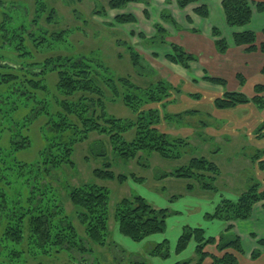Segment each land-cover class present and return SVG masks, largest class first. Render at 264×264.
<instances>
[{
    "label": "trees",
    "instance_id": "1",
    "mask_svg": "<svg viewBox=\"0 0 264 264\" xmlns=\"http://www.w3.org/2000/svg\"><path fill=\"white\" fill-rule=\"evenodd\" d=\"M141 1L109 0L107 6L95 14L106 16L108 9H122L131 2ZM198 1L177 0V4L184 9ZM145 3L149 2L145 0ZM222 6L231 27L247 26L252 21L255 7L264 12L263 0H222ZM35 9L36 14L28 26L14 27L13 36L5 37L0 43V264H57L63 256L67 259L64 264H98L103 257L106 259V250H95L91 243L104 248L111 244V190L96 181L72 186L70 176L66 189L75 207L73 217L59 198L62 190L66 192L59 183L63 181L64 173L70 172L66 168L63 172L60 169L76 167L75 148L89 140L92 133L106 135L112 151L127 161L137 159L140 163L145 153L180 159L191 142L188 137L170 133V126L184 125L187 117L196 115L199 110L169 111V104L175 103L182 93L180 87L160 77L142 87L131 77L112 75L108 66L97 57L58 54L37 59L28 42L35 48L49 45L50 40L44 35L49 31L41 20L49 11L46 21L49 24L57 12L54 8L49 9L45 0H35ZM195 12L201 17L209 16L206 4L197 6ZM145 14L148 16L147 10ZM114 20L117 24H127L135 22L136 18L127 13L115 16ZM155 29L156 34L146 41L165 48L164 56L169 62L190 69V64L198 61L196 54L170 41L163 26L156 24ZM68 32V29H62L51 35L65 41ZM213 33L219 37L215 41L217 50L226 52L229 48L227 40L220 38L217 28ZM140 37L144 38L143 34ZM234 42L247 51L264 53V41L258 43V35L252 30L234 33ZM8 45L10 49L6 50ZM127 49L138 75H142L145 68L142 54L133 45H127ZM261 72L264 76V66ZM238 78L243 85L244 77L238 75ZM204 79L224 88L227 86V80L222 77L206 76ZM191 96L200 99L202 95ZM118 100L135 113V118L109 115L107 103ZM248 103H253L259 110L264 109V83L255 85L252 97L242 91L225 89L214 100V106L221 110ZM40 121L43 144L35 159L22 160L20 154L33 147L32 132L34 134ZM207 125L208 122L203 121L197 126L199 137L205 138L203 131ZM133 130L134 136L127 140L125 134ZM255 134L257 138L264 137V122ZM249 158L261 178L252 175L247 189L234 199H224L214 213L205 215L206 218L227 223L248 220L255 205L264 202V148L256 149ZM93 176L95 180L118 179L121 183L129 178L143 180L134 173L117 175L111 162L95 168ZM165 176L193 181L187 183L188 190L200 188L216 192L215 183L221 176V169L209 158L198 156ZM168 214V208H155L140 195L124 197L114 207L119 233L134 241L165 232ZM76 221L83 227L84 235L79 233ZM232 230L233 225L229 224L222 234L214 237L207 236L203 228L186 227L175 251L182 252L194 241L196 264H203L208 257L212 258L213 264H239L245 252L241 237ZM252 237L257 236L252 233ZM258 243L264 245V239H258ZM211 245L216 246L218 254L208 252L207 247ZM94 250L97 262H93ZM170 253L167 239L150 246L148 251L149 256L164 259L169 258ZM261 254L260 249H255L251 257L257 259ZM142 263L147 264L146 261ZM191 263L179 261L175 264Z\"/></svg>",
    "mask_w": 264,
    "mask_h": 264
},
{
    "label": "rangeland",
    "instance_id": "2",
    "mask_svg": "<svg viewBox=\"0 0 264 264\" xmlns=\"http://www.w3.org/2000/svg\"><path fill=\"white\" fill-rule=\"evenodd\" d=\"M45 2L48 8H54L57 14L53 21L48 24L46 21L49 11H46L41 20V24L49 31L44 34L50 40L49 45L35 48L28 42L29 48L33 51L37 59H43L47 56H56L58 54L73 56L88 55L101 59L108 66L112 75L116 77H131L134 83L142 87H146L158 79V72H155L156 70L150 66L148 60L151 61L153 60L152 57H158L159 60L164 61L165 56L163 52L160 51L162 53L161 55L160 52L159 54L153 52V54H149L147 51L145 55H142L145 68L142 70L143 72H141L142 75H138L127 49V45H132V41L138 42L139 38L132 36L130 33L127 34V31H123L121 26H119L122 24H117L114 21V17H111L110 20H113L115 23H110L108 20H104L103 17L105 16L95 14L97 10H101L104 6H107L109 0H45ZM35 14V0H0V26H4L0 29V43L5 37L13 36L12 30L14 27L20 24H26L28 26ZM62 29L69 30L65 41H60L51 35L53 32ZM40 31L41 30H38L37 32ZM136 44H140V41ZM149 44L152 46V42ZM9 49L10 45L7 46L6 50ZM163 49L165 48H161V50ZM7 54L10 56V52ZM206 98L197 102V104H195L196 106L192 108L199 110V113L192 115L195 118L190 116V121L194 125H200L203 121L209 122L213 127L217 128V123H220L221 125L219 126L223 127L222 124L228 120L223 119V117H219V119L209 118L208 112L211 110L212 104ZM107 111L109 115L117 118H135V113L121 100L108 102ZM186 121L187 120H185V122ZM36 123L34 125H36ZM41 123L40 121L35 126L34 134L32 132L34 140L32 149L20 154L22 160L31 161L37 157L38 150L43 144L39 129ZM203 133L207 140H193L191 146L186 149V152L180 159L163 158L158 153H145L140 159V163L137 159L127 161L112 151V146L106 135H100L98 133H92L89 140L76 146L73 155L76 167L74 169H69L68 166H64L60 169V171L63 172L66 168L67 172H70L69 174L64 173V179L59 183V186L65 187L66 190V192L62 190V194H59V198L67 213L73 217L75 216V207L66 189L70 176L73 178L70 180L72 186L96 181L106 185L111 190V244L104 248L91 243L95 250H97V248H100L99 251L106 250V259L103 257L98 264H143L142 261H146L147 264H167L157 257H149L148 251L151 245L145 242L147 239L143 241H134L119 233L115 227L114 207L116 202L124 197H131L134 195L144 197L145 200L155 208L160 209L168 207L169 209L165 232L154 234V237H150L154 239H149L148 242L153 244V241H161L167 238L171 249L168 259V262H170L169 264H175L179 261H191V264H196L198 257L196 251H193L192 246L195 244L194 241H191L185 250L176 253L175 247L179 237L186 227L203 228L207 236H214L213 224L214 222H218L216 220L220 221V219H210L208 217L199 219V214L196 213L193 215H186L183 210H181V206H195L192 202L194 199L203 211L212 214L216 206L224 199H234V196L239 195L242 191L247 189L251 183L250 177L255 173L252 162L248 159V155L252 154L253 148L249 146L247 136L244 132H241L238 136L232 135L229 131L215 136L207 134L205 136V131H203ZM133 136L134 130L125 134L127 140L132 139ZM215 150L220 154L213 159H216L222 171L220 178L215 183L218 191L214 192L196 188L192 193V197L186 201V199L182 198L184 196L183 191L186 189V184L190 181L188 182L185 179L176 177L166 179L165 174L175 170L177 167L187 164L192 157L205 154L208 157L211 154L210 151L214 152ZM108 162H111L112 170L117 175H130L134 173L142 177L143 180L136 181L129 178L123 183L118 179L95 180L93 170L97 167H103ZM190 183H193V181ZM200 198L204 199L201 204ZM167 199L169 202L166 201ZM75 224L78 226L79 233L84 235L83 227L77 221ZM181 224H188V226L183 228V230L180 229L179 233L176 227L179 230ZM241 226L240 229L244 235L245 230H243V228L246 227L243 224ZM161 234L166 235L164 239L162 238L159 240ZM244 241L245 249L248 250L251 241L248 237H245ZM88 258L89 260L92 259L91 256ZM94 260L95 262L98 261L96 251L93 255V262ZM64 262H67L65 256H63L60 261H57V264H64ZM262 262L264 263V260Z\"/></svg>",
    "mask_w": 264,
    "mask_h": 264
},
{
    "label": "crops",
    "instance_id": "3",
    "mask_svg": "<svg viewBox=\"0 0 264 264\" xmlns=\"http://www.w3.org/2000/svg\"><path fill=\"white\" fill-rule=\"evenodd\" d=\"M147 1L149 2L148 4L145 3V0H142L141 2L129 3L124 9L108 10L106 16L103 18L111 23L115 21L110 20L111 17L115 18V16L119 14H133L136 18L135 22L119 26H121L123 31H127V34L130 33L132 36L139 38L138 42L132 41V45L142 55H145L147 51L149 54H159L160 51L164 54V51L161 50V48L154 45L151 46L149 44L150 42L146 43L147 39L152 38L156 34L155 25L160 24L168 32V39L170 41L181 45L186 51L194 53L199 57L198 61L190 64V69H186L179 64L169 62L166 58H164V61L159 60L158 57H152L153 60L151 61L148 60L150 66L158 72L160 78L166 79L174 86H178L182 89V93L178 96L176 102L169 104L168 110L172 112L189 110L194 108L197 102H200L207 97L206 99L212 104V108L208 112L209 118L219 119V117H223V119H227L228 121L222 124L223 127H220L219 125L221 124L216 122L218 124V128L213 127V125L208 122V125L204 129L205 136L206 134L213 136L221 135L225 133V131H229L232 135L238 136L241 132H244L247 136L249 146L253 148V152H255L258 148H264V137L257 138L255 134L257 128L264 122V109L259 110L253 103L239 105L235 108L225 110L217 109L214 106L215 98L221 96L225 89L231 91H242L247 96L252 97L254 95L255 85L264 83V76L261 72L264 66V53L261 50L247 51L245 50V47L237 46L234 42V33L244 30H252L256 32L258 35V43L263 42L264 12H259L255 7L252 21L247 26L231 27L227 23L222 6V0H200L195 3H191L184 9H181L178 6L177 0ZM251 1L256 2L260 0ZM201 4H206L208 7V17H201L195 12L196 7ZM145 10L148 11V16L145 14ZM165 14L168 15L165 16ZM214 28H217L221 33L220 38H225L229 43V48L224 53L217 50L215 41L219 37L215 36L213 33ZM140 34H143L144 38H141ZM139 41L140 44H136L139 43ZM161 52L160 54L162 55ZM238 75H242L244 77L245 83L243 85L239 81ZM206 76L225 78L227 80V86L224 88L220 85L212 84L204 79ZM191 94H201L202 96L200 99H196L192 97ZM186 120L188 122L186 121L184 125H171L169 129L170 133L173 135L188 137L190 142H193L195 139L207 140L206 137H199L196 134L198 125L192 124L190 117H187ZM210 152L211 154L208 157L206 154L202 156H205L210 160L212 159L218 165L216 159L213 158L217 157L220 153L217 150ZM248 159L250 160L249 155ZM253 169L255 171L253 175L261 178L258 170H256L254 166ZM171 178L172 176L166 177V179ZM195 189L188 190L186 184V189L183 191L184 196L182 198L188 201V199L192 197V193ZM237 196L238 195L234 196V198ZM199 200L201 204L204 199L200 198ZM166 201L169 202L168 199ZM192 202L195 206H181V210H183L186 215H193L196 213L199 214V219L205 218V215L208 212L203 211V209L197 205L196 200L193 199ZM263 204L264 202H259L255 205L253 214L248 220H238L228 223L224 220H216L218 222H214L213 224L215 232L214 237H218L226 230L229 224H232V232L241 237L243 245L245 244V237L250 239V248L246 250L245 245L243 246L245 253L240 257L239 264H264L262 262L264 260V245H260L258 243V239H264ZM242 224L246 227L243 228V230H245L244 235L240 229ZM186 226H188V224H181L179 226V230L176 227L177 232L180 233V229L183 230ZM252 233H255L257 237H252ZM153 235L149 236L147 240H145V242L151 246L162 242L163 240L161 239H164L166 234H161L159 236V240L161 241H153V244H151L148 241L149 239H154L150 238L154 237ZM192 247L193 251H195L196 245L193 244ZM255 249H260L262 252L261 256L257 259H253L251 257V254ZM207 250L212 254H218V250L215 245L208 246ZM157 258L162 259L164 263H170L168 262L169 258ZM203 264H213L212 258H206Z\"/></svg>",
    "mask_w": 264,
    "mask_h": 264
}]
</instances>
